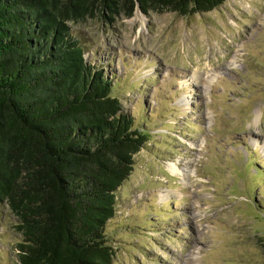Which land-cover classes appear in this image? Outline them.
<instances>
[{"label":"rangeland","instance_id":"rangeland-1","mask_svg":"<svg viewBox=\"0 0 264 264\" xmlns=\"http://www.w3.org/2000/svg\"><path fill=\"white\" fill-rule=\"evenodd\" d=\"M70 26L147 134L116 193L113 264H264V0ZM15 225L0 205V264Z\"/></svg>","mask_w":264,"mask_h":264},{"label":"trees","instance_id":"trees-1","mask_svg":"<svg viewBox=\"0 0 264 264\" xmlns=\"http://www.w3.org/2000/svg\"><path fill=\"white\" fill-rule=\"evenodd\" d=\"M224 2L0 0V205L21 236L16 264H113L116 193L147 142L70 24Z\"/></svg>","mask_w":264,"mask_h":264},{"label":"bare ground","instance_id":"bare-ground-1","mask_svg":"<svg viewBox=\"0 0 264 264\" xmlns=\"http://www.w3.org/2000/svg\"><path fill=\"white\" fill-rule=\"evenodd\" d=\"M177 166L178 165L172 163V164L168 165V169L173 175H177V176H182L183 177L184 172L181 169H178ZM161 194H163V193H161Z\"/></svg>","mask_w":264,"mask_h":264},{"label":"water","instance_id":"water-1","mask_svg":"<svg viewBox=\"0 0 264 264\" xmlns=\"http://www.w3.org/2000/svg\"><path fill=\"white\" fill-rule=\"evenodd\" d=\"M137 9L139 10L138 6H137Z\"/></svg>","mask_w":264,"mask_h":264}]
</instances>
